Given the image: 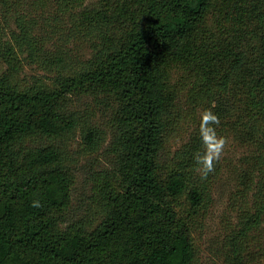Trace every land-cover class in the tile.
Wrapping results in <instances>:
<instances>
[{
  "label": "trees",
  "instance_id": "1",
  "mask_svg": "<svg viewBox=\"0 0 264 264\" xmlns=\"http://www.w3.org/2000/svg\"><path fill=\"white\" fill-rule=\"evenodd\" d=\"M85 2L0 0L17 28L9 38L0 29V62L7 65L0 75V264H197L176 205L186 197L192 212L206 208L205 183L219 170L199 175L200 130L162 170L176 98L168 81L176 70L194 86L216 78L205 91L219 125L249 148L241 178L249 179L243 190L253 192L255 205L233 241L260 233L264 0ZM81 44L90 56L71 58L70 47ZM25 51L54 73L50 82L19 78ZM82 96L109 103L108 131L73 110ZM78 136L86 153L108 139L112 159L95 178L94 220L67 222L75 182L69 146ZM37 200L41 207L32 206ZM232 246L233 264H242L241 248Z\"/></svg>",
  "mask_w": 264,
  "mask_h": 264
},
{
  "label": "rangeland",
  "instance_id": "2",
  "mask_svg": "<svg viewBox=\"0 0 264 264\" xmlns=\"http://www.w3.org/2000/svg\"><path fill=\"white\" fill-rule=\"evenodd\" d=\"M96 1L86 0L85 6L90 7ZM10 13L13 17H4L0 10V29L8 38L10 30H17L15 15ZM215 20L212 19L210 22L212 26L227 28V24L218 25L213 22ZM69 50L71 58L77 55L87 59L91 53V49L85 44L72 45ZM18 67L19 78L24 82L31 83L35 79L50 82L55 76L36 63H31L26 51L21 56ZM6 68L7 65L0 62V75L6 71ZM215 82L216 78L211 79L204 86H194L185 77L183 71L176 70L172 73L168 81V89L175 91L176 98L169 120L170 128L168 127L161 145L160 162L163 171L165 166L173 165L178 153L199 132L201 114L212 102L205 89L213 87ZM71 107L94 126L108 131L112 108L106 100L82 96L74 98ZM212 111L214 112V108ZM223 128L224 125L217 126L216 133L218 136L226 137L228 144L216 164L218 173L205 183L206 208L192 212L186 197H183L177 201V211L190 226L191 238L197 251V264H233L231 259L233 244L241 248L242 264H264V223L260 233L253 232L245 238L233 241L234 236L242 228L246 211L253 212L255 205H253V192L248 189L245 192L243 190V183L246 184L249 179L241 178L242 174L246 176L242 171L247 167L244 158L249 155V148L230 128ZM108 143L107 139L102 147L92 153L82 151L83 144L79 136L70 143L75 182L66 217L67 222L79 219L94 220L95 203L92 195L97 192V187L94 188L95 178L99 173L109 170L111 166L112 157L107 151ZM261 169L264 170V165Z\"/></svg>",
  "mask_w": 264,
  "mask_h": 264
},
{
  "label": "clouds",
  "instance_id": "3",
  "mask_svg": "<svg viewBox=\"0 0 264 264\" xmlns=\"http://www.w3.org/2000/svg\"><path fill=\"white\" fill-rule=\"evenodd\" d=\"M215 102H211L209 108L205 109L200 117V138L204 145L203 153L195 155L196 164L199 166L202 179H206L209 174L215 171L216 164L221 159L228 139L218 136L216 127L220 124L219 117L212 111L215 108ZM33 207H41L40 202L33 201Z\"/></svg>",
  "mask_w": 264,
  "mask_h": 264
}]
</instances>
